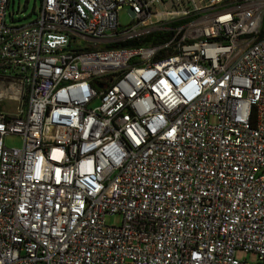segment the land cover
<instances>
[{
	"label": "built area",
	"instance_id": "1",
	"mask_svg": "<svg viewBox=\"0 0 264 264\" xmlns=\"http://www.w3.org/2000/svg\"><path fill=\"white\" fill-rule=\"evenodd\" d=\"M9 5L0 264H264V0Z\"/></svg>",
	"mask_w": 264,
	"mask_h": 264
},
{
	"label": "rangeland",
	"instance_id": "2",
	"mask_svg": "<svg viewBox=\"0 0 264 264\" xmlns=\"http://www.w3.org/2000/svg\"><path fill=\"white\" fill-rule=\"evenodd\" d=\"M40 7V0H10L9 9L6 15L7 24H28L33 22L38 14ZM157 9H163L162 6H157ZM132 15L129 12V8H123L119 13V23L122 28H126L131 25ZM82 46H87L88 44L84 41ZM5 85L0 84V88ZM1 91V89H0ZM28 96L25 95L21 103H16L13 101L4 100L0 106V110L7 111L9 113H14L15 109L26 108ZM6 144L9 147H21L22 139L19 136H9L6 138ZM122 218L119 215L107 216L105 222L107 225L118 226L121 224ZM236 257L239 260L247 261L249 263H254L256 261V256L254 254H247L244 252H237Z\"/></svg>",
	"mask_w": 264,
	"mask_h": 264
},
{
	"label": "trees",
	"instance_id": "3",
	"mask_svg": "<svg viewBox=\"0 0 264 264\" xmlns=\"http://www.w3.org/2000/svg\"><path fill=\"white\" fill-rule=\"evenodd\" d=\"M153 38L154 37H147V38H145V39H143L141 41H136V40L135 41H130V42L127 43V45L130 44L131 46H142V44L145 43V42L153 41Z\"/></svg>",
	"mask_w": 264,
	"mask_h": 264
}]
</instances>
